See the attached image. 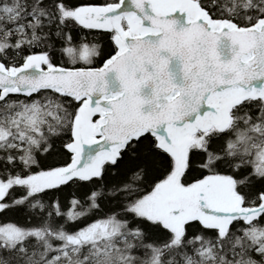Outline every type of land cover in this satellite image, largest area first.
Listing matches in <instances>:
<instances>
[{
	"label": "snow or ice",
	"instance_id": "1",
	"mask_svg": "<svg viewBox=\"0 0 264 264\" xmlns=\"http://www.w3.org/2000/svg\"><path fill=\"white\" fill-rule=\"evenodd\" d=\"M0 264H264V0H0Z\"/></svg>",
	"mask_w": 264,
	"mask_h": 264
}]
</instances>
